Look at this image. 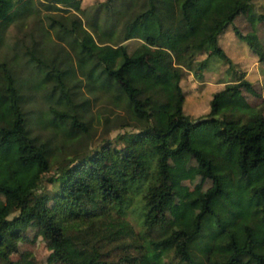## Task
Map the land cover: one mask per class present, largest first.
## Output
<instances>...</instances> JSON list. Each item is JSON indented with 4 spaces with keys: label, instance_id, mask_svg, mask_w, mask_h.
Here are the masks:
<instances>
[{
    "label": "trees",
    "instance_id": "1",
    "mask_svg": "<svg viewBox=\"0 0 264 264\" xmlns=\"http://www.w3.org/2000/svg\"><path fill=\"white\" fill-rule=\"evenodd\" d=\"M253 2H40L47 11L43 34L51 41L54 32L59 47L52 56L34 49L37 79L27 89H47L48 108L30 114L23 82L9 63H0V193L10 194L17 208L11 218L0 213V264H22L10 258L9 241L33 219L59 264H123L132 247L150 255L172 242L185 264H264V116L244 95L258 91L236 76L192 120L184 112V68L158 50L183 39L192 54L186 67L201 78L212 57L231 62L221 40L232 29L264 59L234 22L239 14L256 15L264 25V10L255 14ZM33 12L34 0H0V39ZM133 39L130 48L126 41ZM83 90L93 97L102 92L124 110L121 124L136 129L117 133V143L67 153L47 178L48 191L44 177L53 160L91 132ZM184 152L211 181L190 231L173 226L164 207L174 192L169 159Z\"/></svg>",
    "mask_w": 264,
    "mask_h": 264
},
{
    "label": "rangeland",
    "instance_id": "2",
    "mask_svg": "<svg viewBox=\"0 0 264 264\" xmlns=\"http://www.w3.org/2000/svg\"><path fill=\"white\" fill-rule=\"evenodd\" d=\"M34 1L37 12L26 14L18 21L11 23L0 39V63L3 61L9 63L15 69L19 81L23 82V91L29 98L27 108L31 110L30 114H35V111L38 110H46L49 106V101L46 98L47 89H27L28 83L32 84L37 79L35 62L32 60L31 54L35 53L34 49L37 51L43 49L45 53L52 56L59 47L55 33H52L53 38H49L51 40L49 41L41 29V23L47 25L44 17L47 11L40 4L44 0ZM98 1L101 0H81V6L87 7ZM253 1L255 14L264 10V0ZM234 22L241 32L248 36L252 46L262 52L264 57L263 23L258 21L256 15L246 16L244 14L235 16ZM221 42L224 48L228 47L230 52L239 50L238 56L245 58L242 64L243 68L237 69V65L234 66V64H230L221 58L212 57L208 61V66L203 71L202 77L198 78L186 67L187 62L185 60L192 54L183 39L172 38L167 48L158 49L171 62L172 66L179 69L184 68L185 75L181 81L186 92L184 112L190 119L196 120L208 111L210 99L215 90L235 79L234 76L245 72L249 73L248 78L255 82L254 87L258 91V95H252L245 91L244 94H246L249 102L256 107L257 112L264 116V59L260 58L257 52L256 54L253 53V49L247 40L238 38L232 29L226 32ZM126 43L130 48H133L137 41L133 39L126 41ZM205 57L206 53H202L197 54L195 59L202 60ZM194 60L191 63L192 67L196 64ZM82 92V94L80 93L81 98H90L88 109L83 111L84 116L91 120V132L89 136L82 139L81 143L75 144L72 149L67 148L65 153L59 154L57 159L53 160L51 169L44 177V188L48 191L52 189V185L47 178L55 174L59 165L71 156L67 153L71 154L77 150L82 154L100 147L107 141L111 144L117 143L115 142L117 133L136 129L130 125L123 126L121 124L119 116L124 113V110L111 104L102 92L96 94V97H93L95 93H88L86 90ZM78 100L81 101V99ZM106 116L109 118L107 121H105ZM32 127L35 133L40 131L43 134L46 133L39 126ZM169 166L171 171L170 182L174 185V192L164 204L167 218L173 226L190 231L199 209V198L210 187L211 181L198 172L199 164L189 152H184L178 157H171ZM16 212L15 199L10 194L0 193V213L2 216L11 218ZM9 243L13 247L10 254L13 261L22 264H59L53 260V247L43 236V232L37 226L35 219L28 224H23L21 235L16 241L10 240ZM128 254L130 260L123 264H185V260L175 254L173 242L156 246L150 255L134 247L128 250Z\"/></svg>",
    "mask_w": 264,
    "mask_h": 264
},
{
    "label": "crops",
    "instance_id": "3",
    "mask_svg": "<svg viewBox=\"0 0 264 264\" xmlns=\"http://www.w3.org/2000/svg\"><path fill=\"white\" fill-rule=\"evenodd\" d=\"M222 46H223V48H224V45H223V43H222ZM253 49V48H252ZM224 50H225V52L228 54V56L231 58V62H228V63H230V64H234V66H236L237 65V69H239V68H243V60H245V58H243V57H239L238 56V53H239V50H236L235 52H234V50L232 51V52H230V50L228 49V47L226 48H224ZM252 52L253 53H255L256 54V52L254 51V50H252ZM245 62V61H244ZM247 62V61H246ZM240 66V67H239ZM242 66V67H241ZM245 67V66H244ZM248 74L249 73H245V72H243L241 75H236V76H241V77H244V78H246V79H248L249 81H251L249 78H248ZM236 76H234L235 78H236ZM252 83H253V85L255 84V82H253V81H251ZM216 91V90H215ZM247 93V92H246ZM250 94V93H249ZM245 96H246V94H244ZM246 98H247V96H246Z\"/></svg>",
    "mask_w": 264,
    "mask_h": 264
}]
</instances>
